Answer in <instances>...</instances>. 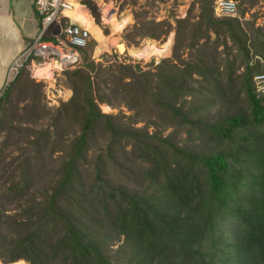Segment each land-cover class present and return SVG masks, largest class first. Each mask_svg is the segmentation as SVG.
<instances>
[{"label":"trees","instance_id":"trees-1","mask_svg":"<svg viewBox=\"0 0 264 264\" xmlns=\"http://www.w3.org/2000/svg\"><path fill=\"white\" fill-rule=\"evenodd\" d=\"M216 1L195 0L175 27L135 11L127 43L175 31L172 57L147 70L107 54L96 63L91 42L56 110L26 70L5 88L0 264H264V26L246 10L216 16ZM20 103L31 119L18 120Z\"/></svg>","mask_w":264,"mask_h":264},{"label":"rangeland","instance_id":"rangeland-1","mask_svg":"<svg viewBox=\"0 0 264 264\" xmlns=\"http://www.w3.org/2000/svg\"><path fill=\"white\" fill-rule=\"evenodd\" d=\"M86 1L92 2L93 5L97 7L98 13L100 15V20H101V25H98L91 11L87 8L91 15V19L89 20L91 24L86 23V26L89 27L94 37L92 39L93 47L89 55L90 58L94 60L96 63H100L104 61L101 59L102 55L107 54L109 60L113 62L127 61V63L139 65L146 70L150 67L152 63H154V65L156 66L163 59L172 57L176 32L173 31L169 35V37L171 35H174L173 43L171 45V51L169 55L162 56L160 54L159 55L156 54L152 56L151 58H144V59L137 58L131 54V50L144 49L148 45H157L161 47L164 45V43L168 42L169 37L167 38L165 42L155 41V40H145L140 43L139 47H134V46L129 45L126 41L125 35L127 34L128 28L131 27L135 23L133 13L135 11L139 12L141 11L140 9L143 8L142 10L147 12V18L155 19L157 21L169 20V21H172L173 26L175 27L176 26L175 21L177 19L186 18L191 8V5L195 2V0H137V6L134 7L132 6V4L135 0H77L78 5L79 3L83 5V3ZM235 1H237L239 4V14H241L243 10H246L244 20L251 21V22L255 21L256 27L264 26V0H257L256 1L257 4L255 7L249 3V1L255 2V0H235ZM103 3H106L107 5H113L112 14H115V17L118 20H120L119 22L124 23L127 20V22H125L126 24H124V28H122L121 30H117V28H114V26L108 23L107 21L108 15L104 13L103 8H102ZM93 21H95V25L93 24L94 23ZM151 41L153 44L150 43ZM119 44L125 47V51L123 53H120L118 49ZM4 54H5V51L0 48V58L1 59L4 56ZM29 75L33 79L31 73H29ZM33 80L36 81L35 79ZM66 82H67V79L64 73L61 77L58 78L56 89L57 90L62 89L63 91L65 90L64 91L65 95L64 93L63 95L65 96V99L70 97L67 100L69 101L73 96V92L69 89V87H67ZM38 83H41V82H38ZM42 84L44 86L43 87V95H44L43 105L45 104L47 109L49 110H56L59 106H50V104L48 103V99H47V95L45 91V84L44 83ZM6 87L7 85L5 82V85L0 90V96L2 95ZM56 89L53 92L55 95H57ZM52 96L53 95L51 94V97ZM19 99L22 100V97H20ZM67 101H61L59 105ZM24 106H25V103L17 104V107L19 109L18 120L31 119V115L29 113H26L25 111L21 110L23 109ZM101 109L105 114L118 115L120 113H123L127 116H130L132 114L125 107H112L110 105L103 104L101 105ZM49 125H50V122L47 119L44 122L42 120L38 124L39 127H45V128L48 127ZM139 126H144V123H140ZM169 132L170 131H168L167 134ZM11 134L9 135L11 137L8 142L11 146L8 149V153L10 154V158L8 159V162L10 159L17 157V151H20V148H22V146H17L16 144L18 137H20L19 134L17 135V129L15 131H12ZM3 139L4 137L1 138L0 142H2ZM15 165H17V163H15ZM12 169H14V166L11 167V170ZM11 170L7 171L6 176L3 179V182H8L13 177V173L11 172ZM123 241H124V237L121 239L120 242H118L112 248L111 257H114V259L122 258V255L117 254L116 251L120 248ZM115 263L118 264L117 262ZM18 264H23V262H19Z\"/></svg>","mask_w":264,"mask_h":264},{"label":"built area","instance_id":"built-area-1","mask_svg":"<svg viewBox=\"0 0 264 264\" xmlns=\"http://www.w3.org/2000/svg\"><path fill=\"white\" fill-rule=\"evenodd\" d=\"M76 3V4H75ZM76 5L88 11L77 0H34L36 15L40 21V36L24 49L9 68L6 85L9 86L26 70L33 79L45 84L50 106H60L65 90H57L58 78L67 71L81 68L82 50L92 42L93 34L76 13ZM218 17L240 18L239 4L235 0H217L214 6ZM45 71V77L37 76ZM258 96L264 95V74L255 77ZM56 89L57 95L53 92ZM64 93V95H63ZM51 94L53 95L51 97Z\"/></svg>","mask_w":264,"mask_h":264},{"label":"crops","instance_id":"crops-1","mask_svg":"<svg viewBox=\"0 0 264 264\" xmlns=\"http://www.w3.org/2000/svg\"><path fill=\"white\" fill-rule=\"evenodd\" d=\"M40 34L41 25L34 0H0V48L5 51L0 58V90L5 85L12 63Z\"/></svg>","mask_w":264,"mask_h":264},{"label":"bare ground","instance_id":"bare-ground-1","mask_svg":"<svg viewBox=\"0 0 264 264\" xmlns=\"http://www.w3.org/2000/svg\"><path fill=\"white\" fill-rule=\"evenodd\" d=\"M111 4H113V3H111ZM102 8H103L104 13H106L108 15L107 21L110 25L114 26V28H117V30H121L122 28H124V24H126L125 22H127V20L124 23L119 22L120 20H118L115 17V14H112L113 5H107L106 3H103ZM76 13L78 14L79 18H81L85 23H90L89 20L91 19V15L87 10L82 9L79 6H77ZM173 36L174 35H171L169 37L168 42L165 43L161 47H159L157 45H148L144 49L131 50V54L137 58H140V59L151 58L152 56H154L156 54H158V55L160 54L162 56L163 55H169L170 51H171V45L173 43ZM150 43H152V41ZM118 49H119L120 53H123L125 51V47L123 45H120V44L118 46ZM37 76L42 78V77L46 76V73H45V71H39L37 73Z\"/></svg>","mask_w":264,"mask_h":264}]
</instances>
